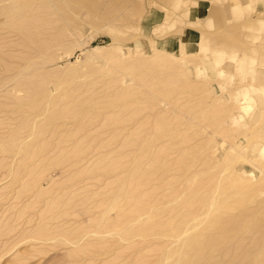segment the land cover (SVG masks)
Instances as JSON below:
<instances>
[{
	"label": "rangeland",
	"instance_id": "1",
	"mask_svg": "<svg viewBox=\"0 0 264 264\" xmlns=\"http://www.w3.org/2000/svg\"><path fill=\"white\" fill-rule=\"evenodd\" d=\"M3 3L14 13L21 4ZM202 3L211 6L199 18ZM19 9L26 16L0 11V264H195L193 242L203 246L196 264L206 246L205 264H264V0H25ZM121 180L158 210L130 199L135 213L116 221ZM183 204L189 223L206 228L184 248L152 236ZM120 226L135 237L122 239Z\"/></svg>",
	"mask_w": 264,
	"mask_h": 264
},
{
	"label": "bare ground",
	"instance_id": "2",
	"mask_svg": "<svg viewBox=\"0 0 264 264\" xmlns=\"http://www.w3.org/2000/svg\"><path fill=\"white\" fill-rule=\"evenodd\" d=\"M4 1H7V0H3V2H4ZM14 1H15V0H12V1L10 0V3H11V2H14ZM24 1H25V0H24ZM24 1L22 2V0H19V1L16 0L17 3L19 2V3L23 4V5H24ZM49 1H50V0H49ZM64 1L67 2L68 0H67V1L64 0ZM8 2H9V1H8ZM3 4H4V5H3L2 7H0V11H2V9H3V11L6 10V11L13 12V11H11V10H13V9H12V5H11V4H13V3L10 4V5H11V8H10L9 5L6 6L5 3H3ZM8 4H9V3H8ZM14 4H15V3H14ZM21 4H20V5H21ZM26 4H27V3H26ZM35 4H36V6H38L37 3H35ZM35 4H34V5H35ZM64 4H65V3H64ZM0 5H1V4H0ZM20 5H17L16 8H14V11L16 12V13L13 12L14 14H17V11L20 10V9H19V8H20ZM28 5H29V4H28ZM28 5H27V7H28ZM30 5H31V4H30ZM32 5H33V4H32ZM39 6H40V5H39ZM39 6H38V7H39ZM14 7H15V6H14ZM29 7H30V6H29ZM31 7H33V6H31ZM50 7H51V6H50ZM66 7H67V6H66ZM24 8H25V6H24ZM24 8H23V9H24ZM34 8H35V6H34ZM34 8H32V9L34 10ZM55 8H56V7H55ZM29 9L31 10V8H29ZM24 10H25V9H24ZM33 10H32V12H33ZM40 10H41V9H40ZM43 10H44V9H43ZM22 11H23V10H20V13L17 14L18 17H20V18H23L24 16H26V15H25L26 12L24 13V12H22ZM26 11H27V10H26ZM27 12H29V11H27ZM40 12H41V11H40ZM40 12H39V13H40ZM2 13H3V12H2ZM41 13H42V12H41ZM0 14H1V13H0ZM3 14H4V13H3ZM11 14H12V13H11ZM11 14L8 15V16L11 17ZM30 14L33 16L34 13L32 14L31 11H30ZM37 14H38V13H37ZM17 15H16V16H17ZM34 15H35V14H34ZM16 16H15V17H16ZM27 16H28V15H27ZM9 17H8V18H9ZM12 17H13V14H12ZM33 17H34V16H33ZM35 17H37V16L35 15ZM38 17H39V15H38ZM8 18H7V19H8ZM29 18H30V17H29ZM11 19H13V18H11ZM15 19H19V18H15ZM24 19H25V18H24ZM31 19H32V17H31ZM33 19H34V21H36L35 18H33ZM36 19H37V18H36ZM39 19L41 20V16L39 17ZM21 20H23V19H21ZM21 20H20V21H21ZM8 21H9V20H8ZM8 21H7V22H8ZM11 21H12V20H11ZM14 21H15V20H14ZM24 21H25V22L28 21L27 18H26V20H23V22H24ZM31 21H33V20H31ZM2 22H3V21H2ZM18 22H19V20H18ZM18 22H17V23H18ZM29 22H30V21H29ZM8 23H9V22H8ZM27 23H28V22H27ZM38 23H40V22H38ZM42 23H43V22H42ZM11 24H12V23H11ZM13 24H14V22H13ZM21 24L23 25L22 27H23L25 30H27V28L29 27V25H28V27L26 28L27 24H26V23H21V22L19 23V26H17V25H16V26H17V27H21V26H20ZM24 24H26L25 27H24ZM40 24H41V23H40ZM48 25H49V24H48ZM31 26H32V25H31ZM17 27H16V29H17ZM33 28H34V27H33ZM36 28H38V26H36ZM20 30H22V29H20ZM24 32H26V31H24ZM33 32H34V30H33ZM26 38H27V37H26ZM114 109H115V108H114ZM148 119H149V118H148ZM148 121H149V120H148ZM146 122H147V120H146ZM153 123H154V120H153ZM149 124H151V123H149ZM154 124H155V123H154ZM155 125H156V124H155ZM150 126H151V125H150ZM150 126H149V127H150ZM156 126H157V125H156ZM142 128H143V127H142ZM150 129H151V128H150ZM173 131H174V130H173ZM173 131L170 133L171 135H173ZM174 134H175V133H174ZM178 150H179V149H178ZM182 156H183V155H182ZM108 171H109V170H108ZM103 172H104V171H103ZM111 172H112V171H111ZM111 176H112V175H111ZM122 176H123V175H122ZM124 176H125V175H124ZM137 176H138V175H137ZM140 177H141V176H140ZM101 178H102V177H101ZM118 178H119V177H118ZM128 179H129V178H128ZM128 179H127V180H128ZM138 179H139V177H138ZM124 180H125V179H124ZM127 180H126V181H127ZM121 181H122V180H121ZM128 181H129V180H128ZM143 181H144V180H143ZM130 183L132 184V182H130ZM141 183H142V181H141ZM122 184H124L123 187H125V183H123V181H122V183H120V185H121L120 188H121L122 191L119 190L120 188L118 189V190L121 192V195H118L117 198H116V196H115L114 200L111 202L112 205L116 206L117 209L120 208V211H121V213L118 215V218L116 219V221L123 223V222L127 219L128 216H131V215H133V214L135 213L134 210H133V211H134V213H133V211H132L131 208H130V209H126V207H127V206H125V205L127 204L126 202L129 201L130 199H131V200H130L131 202H133L132 200H134V203H133V204H135V202H136L137 205L139 204V206L143 205L144 207H146V210H147L146 213H148V214L153 213L156 209L158 210V207H157L156 205L150 203V199H152V194H150V192H149L150 195H147V194H146L147 196H146V195L143 196L144 193L142 192V196H143V197H141V196H140V193H139L138 195H136L138 192H137V190L135 189V192L133 193L134 196H132L131 190L128 191V192L125 191V190H126L125 188H126V187H130V186H126L125 188H123V187H122ZM142 184H145V183H142ZM164 184H165V183H164ZM219 184H220V181H219ZM139 185H140V184H139ZM137 186H138V185H137ZM137 186H136V187H137ZM163 186H164V185H163ZM139 187H140V186H139ZM139 187H138L137 189H139ZM216 188H217V187H216ZM188 189H189V188H188ZM139 190H140V189H139ZM172 190H173V189H172ZM192 190H193V189H192ZM215 191H216V190H215ZM219 191H220V190H218V192H219ZM222 191H223V190H222ZM224 191H225V189H224ZM120 192H119V193H120ZM139 192H140V191H139ZM117 193H118V192H117ZM215 193H217V191L214 192V194H215ZM221 193H222V192H221ZM221 193H220V194L217 193L215 196L217 197L218 194L221 195ZM212 194H213V193H212ZM214 194L211 195V196H214ZM222 194H223V193H222ZM139 196H140V198H138ZM215 196H214V197H215ZM222 196H223V195H222ZM222 196H221V197H222ZM214 197H213V198H214ZM216 197H215V198H216ZM218 197H219V196H218ZM218 197H217V198H218ZM221 197H220V198H221ZM213 198H208V199L211 200V199H213ZM215 198H214V199H215ZM220 198H219V199H220ZM208 199H207V200H208ZM203 200H205V199H202V201H203ZM215 200H216V199H215ZM131 202H128V203H129L128 206H130V203H131ZM168 202L171 203V200H169ZM209 202H210V203H208V204H209L210 207H211V206L213 205V201H209ZM218 202H221V201L218 200ZM205 203H207V202H205ZM216 203H217V202H216ZM216 203H215V201H214V204H216ZM217 204H220V203H217ZM217 204H216V205H217ZM183 205H184V206H183ZM183 205H182V207H183V210H182V211L179 210V209H181V208H179V207H178L179 209H176V211H174V208H175V207L177 208V206H173V212H172V209H170L171 211H169V212H171V217L169 216L170 213L167 215V212H166L167 217H165L164 220L167 218V220H168V221L166 220L167 222H166V221H165V222H162V221L160 220L159 222H156V223H154L153 225H151L150 229L153 230V232H152L151 235H152V236L157 235V237H158V235L160 234V237L163 236V235H165L167 238H168V237H171V238H172V236H173V237H175L176 239H175V238H172V241H171V242L173 243V239H175V240L177 241V243H179V246H180V247L183 246V248H184V245H183V244H184L185 242H186L185 244H187V243L189 242L188 237L191 236V233H192V235L195 233V231H196L195 227L198 225V223H200V221H199V222L196 221V223L193 222L194 224H193L192 222L189 223V221H188V220L190 219V218H189V217H190V215H189L190 212H189V211H190V210L193 211V209H192L191 207H189L188 204H183ZM216 205H214V206H216ZM220 205H221V204H220ZM220 205H219V206H220ZM223 205H224V204H223ZM223 205H221L222 207L220 206L221 209H223ZM225 205H226V204H225ZM143 206H142V207H143ZM130 207H131V206H130ZM170 207H171V206H170ZM184 207H186V208H188V209H186V208H184ZM206 207H207V209H205V206H204V209H205V210H204V211H205L204 213H206V210H208V211L210 210V209H208V206H206ZM224 207H225V206H224ZM104 208H105V207H104ZM161 208H162V207H161ZM161 208H160V209H161ZM190 208H191V209H190ZM201 208H203V207H201ZM213 208H214V207H213ZM216 208H217V207H216ZM165 209H166V208L162 209V211L165 212V211H164ZM168 209H169V208H168ZM184 209H185V211H184ZM214 209H215V208H214ZM217 209H218V208H217ZM217 209H215V211H216ZM221 209H220V208L218 209L219 212L221 211ZM39 210H40V209H39ZM218 210H217V213H218ZM105 211H107V210H105ZM160 211H161V210H160ZM167 211H168V210H167ZM192 211H191V212H192ZM213 211H214V210H213ZM222 211H223V210H222ZM222 211H221V213H219V214L222 215V214L225 213V212L222 213ZM224 211H225V208H224ZM163 212L159 213V214H161V215H158V219H159V216L162 217V216L165 214V213L163 214ZM103 213H105V212H103ZM217 213L215 212V214H217ZM154 214H156V213H154ZM154 214H152V216H153ZM162 214H163V215H162ZM191 214H192V213H191ZM199 214H200V213H199ZM212 214H213V213H212ZM212 214H209L210 216H212V218L209 217L210 220L212 219L211 221H213V219H214V218H213L214 214H213V215H212ZM166 215H164V216H166ZM197 215H198V214H197ZM200 215H201V214H200ZM207 215H208V212H207V214H206V218H207ZM149 216H150V215H148L147 218H148ZM152 216H150L149 218H152ZM156 216H157V214H156ZM156 216H153V217L156 218ZM164 216H163V217H164ZM191 216H193V215H191ZM169 217H170V218H169ZM194 217H195V216H194ZM194 217H193V218H194ZM218 217H219V215H218ZM137 218H138V220H139V217H135V219H137ZM188 218H189V219H188ZM161 219H163V218H161ZM169 219H171V220H169ZM195 219H196V217H195ZM217 219H218V218H217ZM153 220L155 221V219H153ZM156 220H157V218H156ZM196 220H198V219H196ZM113 221H114V220H113ZM218 221H219V219H218ZM218 221H217V222H218ZM220 222H221V221H220ZM201 223H202V221H201ZM205 223H206V222H205ZM190 224H191V226H189ZM195 224H197V225H195ZM202 224H203V223H202ZM208 224H210V222H209V223H208V222L206 223V225H208ZM216 224H218V223H216ZM216 224H213V225H214V226H213L214 228H212V229H215V227H216L215 225H216ZM106 225H107V224H106ZM125 226H126V225H125ZM127 226H128V225H127ZM199 226H200V227L197 226V227H198V228H197L198 231L200 230V228L202 229V228L205 227V225H204V227H202L201 225H199ZM210 226H211V225H209V227H210ZM207 227H208V226H207ZM209 227H208V228H209ZM211 227H212V226H211ZM218 227H219V224L217 225L216 228H218ZM193 228H194V229H193ZM205 228H206V227H205ZM205 228H204V229H205ZM220 228H222V227H220ZM150 229H149V230L146 229V231H151ZM204 229H203V230H204ZM210 229H211V228H210ZM114 230H115V229H114ZM192 230H193V232H192ZM223 230L226 231L227 229H223ZM223 230H221V231L223 232ZM99 231H100V230H99ZM140 231H141V230H140ZM140 231H137L136 233H139ZM154 231H155V232H154ZM214 231H215V230H214ZM45 232H46V231H45ZM196 232H197V231H196ZM212 232H213V230H212ZM217 232H218V231H217ZM115 233H117L122 239L131 241V238H132L131 236H133L132 234H133L134 232L132 231V233H130V230H129L128 227L120 226V227L116 228V232H115ZM150 233H151V232H150ZM218 233H219V232H218ZM45 234H46V233H45ZM139 234H142V233H139ZM154 234H155V235H154ZM197 234H198V232H197ZM223 234H224V233H223ZM142 235H143V234H142ZM142 235H140L141 238L143 237ZM144 235H145V234H144ZM195 235H196V234H195ZM195 235H194V236H195ZM203 235L206 236V237H204L203 239H206V238L208 239V238H210V235H205V234H203ZM137 236H138V234L136 235V237H137ZM148 236H149V235H148ZM148 236H147V237H148ZM198 236H199V237H198L199 239H202V238L200 237L201 234L198 235ZM208 236H209V237H208ZM120 237H119V238H120ZM134 237H135V236H133V238H134ZM144 237H145V236H144ZM144 237H143V238H144ZM117 238H118V237H117ZM119 238H118V239H119ZM129 238H130V239H129ZM162 238H163V237H162ZM65 239H67V238H65ZM68 239H69V238H68ZM68 239H67V240H68ZM153 239H154V237H153ZM193 239H194V238H193ZM193 239H192V240H193ZM120 240H121V239H120ZM132 240H135V239H132ZM144 240H149V239H148V238H147V239L144 238ZM144 240H143V242H139L138 240H135V241H137L139 244L143 243V245H146V244H145L146 242L144 243ZM170 240H171V239H170ZM170 240H169V241H170ZM195 240H196V239H195ZM213 240H214V239H213ZM71 241H72V240H71ZM140 241H141V240H140ZM164 241H165V240H164ZM176 241H174V242H176ZM187 241H188V242H187ZM207 241H209V239H208ZM121 242H123V240H122ZM125 242L127 243V241H125ZM125 242H124V245L126 244ZM151 242H152V241H151ZM180 242H181V243H180ZM190 242H192V241H190ZM199 242H200V241H199ZM203 242L205 243L206 240H203L202 243H203ZM64 243H65V242H64ZM135 243H136V242H135ZM135 243L132 242V243H130V244H133L132 246H134ZM155 243H156V242H155ZM196 243H198V242H196ZM204 243H203V244H204ZM127 244H128V243H127ZM127 244H126V245H127ZM130 244L127 245V246L129 247ZM136 244H137V243H136ZM139 244H137V245H139ZM151 244H153V242H152ZM167 244H169V243H167ZM170 244H171V243H170ZM173 244H174V243H173ZM180 244H182V245H180ZM203 244H202V245H203ZM206 244L208 245V243H206ZM143 245L141 244L140 246L142 247ZM149 245H150V244H149ZM149 245H146V246L148 247ZM162 245H163V244H162ZM171 245H172V244H171ZM175 245L177 246L178 244L175 243ZM175 245H173V249L175 248ZM189 245H190V246H189ZM193 245H194V246L191 247L192 244H188V246L190 247V249L195 250V248H194V247H195L194 242H193ZM198 245H199V244H198ZM108 246H109V245H108ZM121 246H122V245H121ZM169 246H170V245H169ZM169 246H165V245H163V248H162V249H164V247L167 248V247H169ZM179 246H177V249L179 248ZM123 247H126V246H123ZM128 247H127V248H128ZM154 247H156V244L154 245ZM159 247H160V246H159ZM202 247H203V246H199L198 248H196V250H195V254H193V252H194L193 250H188V248H187L188 251H190V252L192 251V254H190V252L188 253V254L190 255V256L188 255V258H190L191 256H193V257H191V258H193L192 263L195 262V261H194V258H195L196 262H197V260H200V259H201V258L199 259V256L196 257V256L198 255L196 252H200V250L202 249ZM134 248H137V247H134ZM143 248H144V247H143ZM149 248H150V247H149ZM157 248H158V247H157ZM160 248H161V247H160ZM160 248H159V249H160ZM166 248H165V249H166ZM183 248H181V249L183 250ZM205 248L207 249L208 247L206 246ZM128 249L130 250V249H132V247H131V248L129 247ZM137 249H138V248H137ZM137 249H135V250L137 251ZM141 249H142V248H140V250H141ZM144 249H145V248H144ZM154 249H156V248H154ZM162 249H161V250H162ZM173 249H172V247H171L170 250H173ZM181 249H180V250H181ZM206 249H205L204 251H201V253H202V254L204 253V254L206 255V253H205ZM214 249H215V248H214ZM135 250H133V251H135ZM138 250H139V249H138ZM161 250H160V252H163V250H162V251H161ZM184 250H185V249H184ZM184 250H183V251H184ZM187 250L185 251L186 254H187V252H188ZM130 251H132V250H130ZM136 251H135V252H136ZM183 251H180V252L176 251L175 254L177 255V257L179 256V258L182 259L181 257H185V256H183V255H185V253H184ZM137 252H138V251H137ZM140 252H141V251H140ZM165 252H166V250H165ZM165 252H164V253H165ZM177 252H178V254H177ZM119 253H120V252H119ZM170 253H171V251H170ZM183 253H184V254H183ZM120 254H121V253H120ZM134 254H135V253H134ZM134 254H133V255H134ZM160 254L163 255L162 253H160ZM165 254H166V253H165ZM196 254H197V255H196ZM199 254H200V253H199ZM204 254H203V255L200 254V256H202V257L204 256V257H203V260H204L203 263L205 264V259H206V261H208V260H207V257H208V259H209V258H210V255H208V256L205 258V255H204ZM133 255H132V256H133ZM161 255H159V256H161ZM181 255H182V256H181ZM194 255H195V257H194ZM215 255H216V254H215ZM116 256H117V254H116ZM118 256H119V255H118ZM118 256H117V257H118ZM164 256H165V255H164ZM164 256H162V257H164ZM169 256H170V255H169ZM172 256H173V255H172ZM144 257H145V256H144ZM146 257H148V256H146ZM162 257H161V258H162ZM177 257H176V259H177ZM119 258H120V257H118V259H119ZM161 258H160V259H161ZM166 258H167V257H166ZM179 258H178V259H179ZM188 258H187V255H186V259H188ZM137 259H138V258H136V259L134 260V263H135V264H136V263L138 264V263L140 262V261H139V262H136ZM162 259H163V258H162ZM167 259H168V258H167ZM171 259H172V258H171ZM171 259H169V260H171ZM178 259H177V260H178ZM120 260H121V259H120ZM120 260H119V261H120ZM138 260H139V259H138ZM141 260H142V258H141ZM143 260H145V262H146L147 258H146V259H143ZM143 260H142V261H143ZM151 260H152V259H151ZM158 260H159V259H158ZM183 260H185V258H183ZM183 260H182V261H183ZM209 260H210V259H209ZM142 261L140 262L141 264L144 263V262L142 263ZM148 261H149V259H148ZM153 261H154V260H152V262H151V261H149V262H151V264H159V262H158L157 260H156V263H155V261H154V262H153ZM160 261H161L160 264H162V263L165 264L164 261H163V262H162V260H160ZM172 261H173V262H172ZM182 261H180V263H181ZM189 261H190V262H189ZM201 261H202V259H201ZM149 262H148V263H149ZM157 262H158V263H157ZM171 262L174 263L175 261H174V260H171ZM177 262H178V261H177ZM185 262H186V261H183L184 264L187 263V262H186V263H185ZM188 262L191 263V259H190V260L188 259ZM196 262H195V264H196ZM209 262H210V261H209ZM211 262H212V261H211ZM211 262H210V264H211ZM128 263H130V262H128ZM134 263L131 262V264H134ZM148 263H147V264H148ZM167 263H168V262H167ZM172 263H170V264H172ZM175 263H176V262H175ZM175 263H174V264H175ZM118 264H119V263H118ZM168 264H169V263H168ZM177 264H178V263H177ZM199 264H200V261H199ZM206 264H207V263H206Z\"/></svg>",
	"mask_w": 264,
	"mask_h": 264
},
{
	"label": "crops",
	"instance_id": "3",
	"mask_svg": "<svg viewBox=\"0 0 264 264\" xmlns=\"http://www.w3.org/2000/svg\"><path fill=\"white\" fill-rule=\"evenodd\" d=\"M210 6H211L210 3L209 4L202 3V5L200 6V10H198V12H196V16L199 17V18L206 17ZM194 40H195V37H194V34H193L192 42H194Z\"/></svg>",
	"mask_w": 264,
	"mask_h": 264
}]
</instances>
